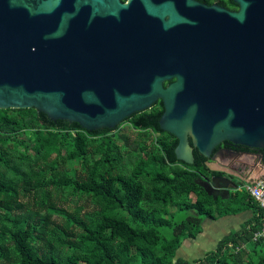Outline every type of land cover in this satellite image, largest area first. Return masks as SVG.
<instances>
[{"label": "trees", "instance_id": "trees-1", "mask_svg": "<svg viewBox=\"0 0 264 264\" xmlns=\"http://www.w3.org/2000/svg\"><path fill=\"white\" fill-rule=\"evenodd\" d=\"M162 111L157 99L114 129L89 131L35 108L0 109V264H264V235L254 237L264 210L243 179L227 197L207 193L201 182L224 172L195 148L193 163L178 160ZM64 198L73 205L59 206ZM245 210L214 249L175 256L204 219Z\"/></svg>", "mask_w": 264, "mask_h": 264}, {"label": "water", "instance_id": "water-1", "mask_svg": "<svg viewBox=\"0 0 264 264\" xmlns=\"http://www.w3.org/2000/svg\"><path fill=\"white\" fill-rule=\"evenodd\" d=\"M235 1L238 41L234 29L230 44L211 33L195 46L189 32L162 35L154 10L129 8L135 0H0V109L35 108L93 131L161 99L158 124L177 138L178 160L193 163L194 148L214 160L222 141L260 149L264 0ZM220 178L201 182L213 197Z\"/></svg>", "mask_w": 264, "mask_h": 264}, {"label": "flooded vegetation", "instance_id": "flooded-vegetation-1", "mask_svg": "<svg viewBox=\"0 0 264 264\" xmlns=\"http://www.w3.org/2000/svg\"><path fill=\"white\" fill-rule=\"evenodd\" d=\"M119 1L121 3H128L129 0ZM79 8L81 10L86 9L89 12L92 11L90 4L80 3ZM129 8L140 13H145L148 9L154 10L157 16L152 19L156 21L162 35H170L175 32H189L195 46L204 45L211 33L218 39L224 37L225 42L230 44L231 34L234 29L236 31V41H238L240 22L237 20L233 21L229 16L230 13L238 12L241 8V4L235 0H135L134 3L129 5ZM174 80L175 77L164 78L163 85H167ZM242 153L248 154V158L256 157L259 160V155L262 154L259 149H243L241 145H233L225 141L220 142L215 146V150L213 149V154H219L222 158L232 155L238 156ZM230 165L231 168L240 173L235 175L223 171L224 174L217 175L224 177L217 181V184L221 185L220 188H215V193L219 197L226 195L225 189L228 185H238L237 178L244 180V174L242 173L247 169L246 166L244 167L237 163ZM234 190L229 188V194Z\"/></svg>", "mask_w": 264, "mask_h": 264}, {"label": "rangeland", "instance_id": "rangeland-1", "mask_svg": "<svg viewBox=\"0 0 264 264\" xmlns=\"http://www.w3.org/2000/svg\"><path fill=\"white\" fill-rule=\"evenodd\" d=\"M123 126L125 127L126 131H128L130 133L129 134L130 137L134 138L135 132H130L129 126H127V124H124ZM214 158H215L214 160H210L207 164L213 168L219 169L220 171L230 172V173L237 175L240 172L231 168V165H230L232 163H237L238 165H241L244 167L246 166V168H247L244 171V173H242V174H244V176H243L244 179L253 178V177H257V176H264V165L261 164V160H259L256 157L248 158V154L242 153V154H239L238 156L232 155V156H228V157H224V158H222L221 155H219V154H215ZM191 197L193 198V195H191ZM20 200L22 201V203L27 204V198L20 197ZM83 201L80 200V202H83ZM58 204H59V206H62L65 208L73 205L71 201L66 200L65 198H64V201H58ZM83 204H85V207H86L88 205V202L84 201ZM86 208H88V207H86ZM185 215H186V213L184 211H180L177 213L175 218L176 219H182L183 217H185ZM248 216H249V213L247 210H245V211H241L237 214L221 216L218 218V221L220 223H222L224 230H226L227 232L228 231L232 232L233 230H237L239 228V226L243 223V221ZM204 221H206V219H204L203 222ZM215 246L216 245L212 243L211 245H208L206 248L201 249L199 251H196L193 256L196 258L201 257L205 251L212 250L215 248ZM192 258L193 257H191L190 259H192ZM82 264H84V263H82Z\"/></svg>", "mask_w": 264, "mask_h": 264}, {"label": "crops", "instance_id": "crops-1", "mask_svg": "<svg viewBox=\"0 0 264 264\" xmlns=\"http://www.w3.org/2000/svg\"><path fill=\"white\" fill-rule=\"evenodd\" d=\"M248 213L250 216L249 211ZM228 233L229 231L227 232L226 230H224V227L222 226V223L218 221V218L206 219V221L202 223V230L198 233V235H196L195 238L183 239V242H181L179 248L176 251V257H181L187 260L196 259V257L193 256L196 251L204 249L212 243L216 245L219 239H221L224 235ZM207 251H205L204 254ZM189 257L193 258L190 259Z\"/></svg>", "mask_w": 264, "mask_h": 264}, {"label": "built area", "instance_id": "built-area-1", "mask_svg": "<svg viewBox=\"0 0 264 264\" xmlns=\"http://www.w3.org/2000/svg\"><path fill=\"white\" fill-rule=\"evenodd\" d=\"M243 188L249 193V195L258 203V205L264 210V176H257L253 178L244 179ZM264 235V227L258 230L254 237Z\"/></svg>", "mask_w": 264, "mask_h": 264}]
</instances>
